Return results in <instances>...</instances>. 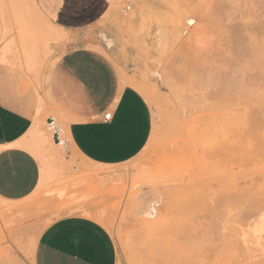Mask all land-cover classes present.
<instances>
[{
  "label": "rangeland",
  "instance_id": "rangeland-1",
  "mask_svg": "<svg viewBox=\"0 0 264 264\" xmlns=\"http://www.w3.org/2000/svg\"><path fill=\"white\" fill-rule=\"evenodd\" d=\"M117 2L118 6L115 11L116 19H112L111 21L104 20V22H102V25L111 23L115 29L114 40L104 38L105 42L109 43L107 45V47H109L106 51L117 68L122 83L133 86L148 103L152 115L150 138L137 157L125 164L110 168L106 176H110V178L117 177L118 175L122 176L123 182L122 185L120 184L121 193L119 190L121 196L118 194L113 200L110 199V203L107 200L108 202H100V204L98 203L99 205L95 202V196L93 197V194L90 193L92 191H90L88 187L75 189L72 186L74 182L81 181L82 178H84L85 165H88V162L79 158L67 144L59 147L54 146V153L56 152L55 156L62 160L65 167L63 176L60 180L61 182L58 181L59 183L55 182L49 184L48 188L35 192V194H30L31 196L29 195L24 199L13 201L14 204H11L12 201H10V204L4 205L1 204L0 201V264H31L34 255L32 256L30 253L35 249L31 246L34 247L37 242L34 244L31 240V243L28 244L30 245L29 249H32L31 252L29 251L28 253V251L25 250L27 248V241L33 239L34 237L32 236L34 234L35 238L33 241L36 239L38 240L40 237L37 238L38 234L41 235L54 221L64 217H81L80 215L82 214L79 213L76 215L69 214V216L67 213H63L61 209L68 203L72 208L77 207L87 211L93 210L97 213H101L105 210L104 212L107 217L105 216L104 218L109 219H106V222L108 220L107 225L108 223L109 225L107 227L106 224H103V228L105 226L108 228L106 231L109 233L115 245L120 264H157L158 262V264H164V262L165 264H186L188 259L190 261V258V264H199L197 263L199 261L200 263L202 261V264H204V262L207 264L208 260L214 257L215 254L213 255V253L216 252L217 257L221 255L218 254L220 253V251L218 252L220 247L217 245L223 243L219 239L222 237L221 235L225 233L226 230L227 232L229 231V228L226 229V224H224L225 220L228 218L227 215L229 214V218L232 216V206H230L231 202H229V198L233 199V193L234 198L239 196L241 190L236 194L235 192L237 190L234 191V189L238 187L237 185H227V183L225 185L224 182H220L221 185L217 182L213 184L215 182H209L205 177L202 178V174L198 177L199 174L196 175V170L204 172L205 168L212 167L222 169L225 168L228 163H231L229 165H232L231 167L236 170L239 167L236 166L237 164L233 166V159L232 162L230 159L224 162V160L222 161L220 158H218L220 160L213 157L207 158L210 152H214L215 149L218 148L215 146L219 145L222 136L220 132L216 131L210 133L207 137H202L199 128L204 124L202 119L206 117L205 114L215 115L216 120L218 119L217 123L219 124H221L219 119L222 123L224 120L225 122L226 120L231 122L232 120H230V118L232 119L234 114L237 115L239 112L241 115L243 114L242 111H246L243 108L245 107L244 104L250 105L247 103H253L256 101L255 98L257 100L260 99V97L257 98V96L263 95V89L258 91V88H264V79L258 78V73L260 74V72L264 71V54H260L259 56L260 51L264 53V48H262L264 45L262 42L263 35L259 31L260 29L257 28H259V24L264 25V13L262 12L264 10V1L117 0ZM211 3L214 5H211ZM156 5L158 8L155 7ZM160 6L161 10H159ZM165 6H167V8ZM127 8H129V10L126 11ZM214 8H217V10ZM175 9H177V11L180 9L179 13L176 15L173 13V11L177 12ZM214 10L215 12L219 10L222 11L218 12L220 13L218 14L215 13ZM168 12L171 16H167ZM259 13L261 14L263 22L261 20L258 21L260 18L256 17ZM215 14L218 16L220 15V17L218 18ZM222 14L225 17L229 16L228 19L224 18ZM110 15L111 13L107 16L109 17ZM189 15H192L190 18L194 19V24L198 25L199 32L197 33H200L199 35H201V33L203 34L200 36L201 42L199 44L193 43V38L192 40L189 39L183 42L190 34L189 31L188 35H184L182 40L177 38L181 35V33H178L180 31L179 29H182L178 18L184 16L188 18ZM210 15L211 18L213 16V19L209 17ZM255 17L257 18L256 20H254ZM229 19H232L230 20L231 22ZM222 21H225L227 27L222 25L224 24ZM240 25L242 28H239ZM161 26L166 28L170 27L172 30L171 37L166 43V52L163 55L158 53L156 47L157 41L155 38V30ZM232 27L236 28L233 29ZM193 28L194 27L191 29ZM237 30H239V32ZM241 30H243V32H241ZM244 30L250 33L247 32L246 34ZM253 30L255 36L259 37L260 34L262 36L257 38L252 33L253 38L251 39L254 43L259 44L258 46L256 45L257 47L263 45L260 47L262 49L260 51V48L256 50L255 45L253 46V43H249L251 40L246 41L248 39L245 37L248 38L247 35H250ZM256 30L258 31L255 32ZM134 33H136L135 36L133 35ZM234 40L238 41V43L236 41L233 42ZM242 43H245L243 49ZM252 48L256 51H251ZM245 50L246 52H244ZM234 51L235 54L237 52L240 53L236 54L239 57H235ZM250 51L251 53L253 52V54L249 53L251 56L248 54ZM257 51H259V53ZM209 55L211 57H209ZM257 56L259 57L257 58ZM252 57H254V59ZM173 58H176V61L180 58L181 62L179 60L178 62L182 63L185 61L186 64H188L186 65L185 62L180 64L174 61ZM237 58L238 60L243 59L244 62H242V60L238 61ZM246 59L250 61L247 62ZM236 60L238 61L237 63H242L237 64ZM232 63L238 65H233L235 69L239 67V65H244L243 67H245L247 71L242 67L241 69L243 75L246 76L247 79L243 81V83L241 82L242 78L240 80V75L238 78L236 77L238 75H235L233 82L238 80L239 83L236 82L235 85H233L234 91L232 88L231 90L228 89L229 92L228 90L226 91L225 88L221 89V87L222 84L226 85L228 82L224 80V75H227V73L232 70ZM190 64H193V66ZM256 65H258V67ZM260 67H262V69ZM191 69H193L194 72ZM233 70L231 72H233ZM239 73H241V71ZM260 77H263V74ZM220 89L225 90L220 91ZM220 92L223 94V99L222 96H220L222 95ZM218 96L220 98H218ZM229 96L231 100L227 98L228 101L225 104L234 102L236 106L239 104V107H235L234 104V108L232 107V111H230L234 114L231 116L229 112V114L226 112L225 114L231 117L226 119V116L222 121L220 116L222 117L226 108L227 111L228 108H230H224L225 105L223 101L227 100H224V97L226 98ZM189 99H191V101ZM199 100L206 103L205 107H203L204 109L212 106L213 110L203 112V109L200 107L204 105L201 103L200 105ZM193 102L199 108L196 107ZM195 108L197 109L195 110ZM235 108H240L241 111L236 109L238 111L235 113ZM202 113H204L203 117H200ZM225 114L223 116H225ZM240 115L237 117L235 116L237 119L235 118L236 120L233 121V124L235 122L237 125V128H234L236 129L235 131H239L237 129L242 130V126H244L242 125L244 124L242 121H246V119ZM187 116L188 118L186 119ZM215 117L213 116L214 119ZM244 117L247 118L248 116ZM239 118H243V120L240 119V121L237 122ZM47 120L48 119H45V124L43 125L46 129V124H49ZM238 123L242 126H238ZM224 124L223 126L228 123ZM230 126H232V123ZM230 126H225L226 130L229 128L231 129ZM207 129L209 128L207 127ZM234 132L232 135L234 137L236 136V141L242 138L237 135V132L236 134H234ZM227 134L229 135L228 131ZM233 136L231 137V141L234 139ZM244 136L245 135H243L244 139L249 137L248 134L246 137ZM235 139L233 141H235ZM244 139L242 142L244 146L247 142L252 141L251 139H249V141H244ZM54 144H58V142H54ZM243 145L241 146L243 147ZM235 163L236 162H234V164ZM237 163L239 162L237 161ZM254 167L253 164H251V166L249 164L245 168H248L247 170H253L255 169ZM125 168H129V172L125 173L123 171ZM200 171H197V173ZM60 188L61 193L59 194L57 189ZM107 188L110 189L111 187L109 186ZM228 188H231V191H229ZM89 193L92 196L89 195ZM87 194L91 197L87 198ZM227 194L231 197H228L229 195L227 196ZM224 199L228 201L226 202ZM0 200H2V198H0ZM233 204L235 205V201ZM227 206L231 207L230 210ZM223 207L224 209L227 207L225 211ZM109 210L110 213L108 212ZM19 213H23L22 219H19L21 218L18 215ZM83 218L86 219L87 217L84 216ZM219 219L221 221H219ZM87 220H92V222L95 223L99 222L96 218H87ZM98 224L101 225L102 223ZM214 248H218V250L216 251L215 249L214 252ZM207 251L208 254L210 252L211 256H207ZM203 252H205L206 255L201 254ZM164 253H167V257H164L166 256ZM28 254H30L31 257ZM200 254L201 258L205 255V257L207 256V259H209L207 260L205 258V261H203V257L200 260ZM181 257H183L184 263ZM166 258L169 259L166 260Z\"/></svg>",
  "mask_w": 264,
  "mask_h": 264
},
{
  "label": "crops",
  "instance_id": "crops-1",
  "mask_svg": "<svg viewBox=\"0 0 264 264\" xmlns=\"http://www.w3.org/2000/svg\"><path fill=\"white\" fill-rule=\"evenodd\" d=\"M34 1L47 22L63 33L58 41L39 45L37 59L26 65L9 24L1 38L0 21V49L10 46L8 50L19 51L22 59L18 67L14 55L8 54V63L0 64V198L9 201L26 198L38 185L39 163L22 146L30 138L38 96L49 114L47 122L55 117L63 126L68 147L97 165L113 167L133 160L152 130L148 103L133 86L122 83L106 51L104 38L114 40L115 29L102 22L116 19V12L107 16L113 0ZM107 113L111 119L105 122ZM34 264L120 263L106 229L73 216L54 221L42 232Z\"/></svg>",
  "mask_w": 264,
  "mask_h": 264
},
{
  "label": "bare ground",
  "instance_id": "bare-ground-1",
  "mask_svg": "<svg viewBox=\"0 0 264 264\" xmlns=\"http://www.w3.org/2000/svg\"><path fill=\"white\" fill-rule=\"evenodd\" d=\"M211 5H214V4L211 3ZM117 6H118L117 0H113L112 1V4H111V7H110V10L107 13L108 14L114 13L116 11V7ZM155 7L158 8L157 5ZM165 7L167 8V6H165ZM157 8H156V11H157ZM217 8H214V9L217 10ZM159 10H161V6H160V9ZM173 10H174V8H173ZM178 10L180 11V9H178ZM175 11H177V9H175ZM179 11H177V12H174L173 11V13L176 15V14L179 13ZM220 11H222V10H219L217 12H215V10H214L215 13H218ZM214 12H213V14H214ZM262 12L264 13V10ZM155 13H158V12H155ZM218 14H220V13H218ZM215 15H217V14H215ZM254 15H255V13H254ZM167 16H171L169 14V12H168V15ZM258 16H260V17H258ZM190 17H192V15H189L188 18H186L185 16L178 18L180 27L182 28V29H179V30L180 31L182 30V31L181 32L180 31L178 32V33H181V35H179L177 38H179V40H182L183 37H184V35H188V31H189L190 34L187 36V38L183 42H185V41H187L189 39L192 40V38H193L194 39L193 40L194 41L193 43L199 44L201 42L200 41V36H202L203 34L201 33V35H199L200 33L199 34L197 33V32H199L198 31V25L197 24H194L195 23L194 19H191ZM209 17L211 18V15ZM219 17H220V15L218 16V18ZM228 17L227 16L226 17L224 16V18H226V19H228ZM256 17L257 18H260L258 21H260V20L262 21L261 14L260 13ZM256 17L254 18V20L257 19ZM214 18H215V16H214ZM211 19H213V16H212ZM226 19H225V21H226ZM220 20H224V19H220ZM230 20H232V19H229V21ZM0 21H1V24L3 26L1 38H2V35H3L4 31H5L4 26H7L9 24L10 25V30L15 32L16 40H17V42L20 45L19 46V49H20V52H21L20 53L21 54L20 56H22L20 58H23V60H24V62H25L26 65L34 62L37 59V56H36L37 55V52H36V50L39 47V45L42 46V45H45L46 43H48L49 41H56V40L58 41V38H62V33H63L62 31H63V29L61 31V30H59L60 28H58V29L53 28L52 25H50L49 22H47V20L45 19V17H43L40 14V12L38 11L37 6H36L34 0H0ZM225 21L224 22L222 21L224 23L222 25H225ZM191 26L194 27L193 28L194 30L191 29L192 28ZM258 26H259V28H257V29H260L259 31L263 35V37H262L261 34H260L259 37H262L264 39V25H260L259 24ZM224 27H227V25H225ZM232 28L234 29L236 27H232ZM239 28H242L241 25H240ZM237 31L239 32V30H237ZM249 31H250V29H249ZM249 31H247V32H249ZM257 31L258 30H256L255 32H257ZM133 32H134V30H133ZM241 32H243V30H241ZM247 32H246V34H247ZM253 32H254V30L251 32L250 35H247L248 38L245 37L246 39H248L246 41H249V40H251L253 38L252 37V33ZM135 34L136 33H134L133 35L135 36ZM171 34H172V30L170 29V27L169 28L168 27L166 28V27L161 26V27H158L157 30H155V36H156L155 38H156V41H157L156 42V47H157L158 53H160L161 55L165 54V52H166V43H167L168 39L171 37ZM12 35L14 36L13 33H12ZM256 35H258V34H256ZM254 36H255V34H254ZM255 37L259 38L258 36H255ZM11 39H14V38H11ZM263 39H262V42H263V45H264V40ZM258 40H255V41H258ZM235 41L236 40H234L233 42H235ZM244 41H245V39H244ZM252 41L253 40H251L249 43H253V46L255 45V49L256 50H257V48H260V47L263 46V45L262 46L260 45V47H257L259 44H256V43H254V41L253 42ZM8 42H9V40H8ZM177 42H178V40H177ZM228 42H229V40H228ZM236 42L238 43V41H236ZM10 43H13L12 40L10 41ZM108 44L109 43L107 42L106 43V46ZM228 44H230V43H228ZM233 44H235V43H233ZM244 44L242 43V49H243V45ZM97 46L99 47V45H97ZM5 47L3 46L0 49V51L2 50L1 51L2 54L0 53V64H2V63L3 64H7L8 62H7L6 57H7L8 54H12L11 56L14 55V57H15L14 59L16 61H14V62H16L15 63L16 66L20 67L21 66V60L22 59L20 60L19 57H18V55H19V51L17 50L18 48L16 49V51H18V53H17L18 55H17L15 51H14V53L12 52V49L11 50H8V48H10V46L9 47L7 46L8 48L7 47L5 48ZM48 47H49V45H48ZM96 47H95V49H97ZM262 48H264V46ZM255 49L253 50V48H252L251 51L255 52L256 51ZM98 50H100V49H98ZM260 50H262V49L260 48L259 51ZM101 51L103 53V50L102 49H101ZM224 51H226V50H224ZM251 51L248 52V54L251 53ZM259 51H257V52L259 53ZM41 52H42V50H41ZM244 52H246V50ZM253 52L251 54H253ZM237 53H239V52H237ZM234 54H235V51H234ZM236 54H235V57H239ZM257 54H255V55H257ZM260 54L262 55L264 53L263 52L261 53V51H260L259 56H260ZM249 56H251V55L249 54ZM259 56H257V58ZM175 57H177V56H175ZM209 57H211V56L209 55ZM263 57H264V55H263ZM252 58L254 59V57H252ZM44 59L42 58V60H44ZM175 59H174V61H176ZM255 59H256V57H255ZM38 60H40V58ZM178 60L180 61V58L177 59L176 62H178ZM237 60H238V58H237ZM237 60H236V63L238 61H241V60H242V62H244L243 59L238 60V61ZM246 61H247V59H246ZM248 61H250V60L248 59ZM254 61H257V60H254ZM180 62H178V63H180ZM184 62H182L180 64H183ZM241 63H237V64H241ZM260 63H259V66H260ZM185 64H186V62H185ZM255 64H257V63H255ZM190 65L193 66V64H190ZM190 65H189V67H190ZM233 65L238 66V65L232 63V67H233ZM235 66L233 68L230 66L232 68V70L234 69L233 72H231L232 70H230V72L226 71L228 73H227V75H224V76H225V78L227 76V78L226 79L224 78V80H226V82L227 81L228 82L226 83V85L222 84L221 89L222 88H225L226 91H227L228 89L231 90V88H232V90H233L234 89L233 88V85H235L236 82L239 83L238 80L236 81V79H235L236 82H233V80L235 78V75H238V76H236L237 78L240 75V80L242 78V81L241 82L246 81L247 77L243 75L242 69H241V67L243 69H245V67H243L244 65L243 66L242 65L241 66L239 65V67H236V69H235ZM256 66L258 67V65H256ZM183 67H184V65H183ZM191 68H193V67H191ZM260 68L262 69V67H260ZM193 69H191V70H193ZM240 71H241V73H239ZM245 71H247V69H245ZM193 72H194V70H193ZM262 74H263V77H260V76H262ZM258 76H259L258 78L264 79V71L263 72H260V74L258 73ZM243 78H244V80H243ZM224 83H225V81H224ZM189 86H190V84H189ZM41 88H40V90H41ZM186 88H187V86H186ZM259 88H258V91L261 90V89H263V91H264V88H261V87H259ZM221 89H220V91L225 90V89H223V90H221ZM220 93L222 94V92H220ZM191 95H192V93H191ZM187 96H186V98H187ZM220 96H222V99H223V94L220 95ZM226 96H227V94H226ZM41 97H43V96H41ZM232 97H233V94H232ZM259 97H260V99L257 100L255 98L256 101H254L253 103H251V102L247 103V104H250V105L244 104L245 107H243V108L246 111H242L243 114H241V115L243 116L244 119H246V121L243 120V118H239L237 120V122H239L240 119L243 120V121L241 120L242 123H244V124L241 123L242 125H244V126L241 125L243 127V129L241 128L242 130L237 129L239 131H235L236 129H234V128L235 127L237 128V125L235 124V122L233 124V121H235L237 119L236 117L238 115H240L239 112H238L237 115L233 113L234 116L232 117V119L230 118L233 115L230 111H232L231 109H232V107H233V105L235 103L232 102L233 104L232 103L229 104V102H228V104H225L228 101L227 98H229V99L231 98L230 96L229 97H226V98L224 97V100L227 99V100L223 101V103L225 105V106L223 105L224 108H226V107H230V108H228V111H227V108H226L225 109L226 111H224L223 113L225 114L226 112L227 113L229 112L231 116H229L227 114H225V116H223L224 115L223 114L222 115L223 118L221 116H220V118H221V120L222 119L224 120L225 117L227 116L228 118L226 117V119H229L230 118V120H232V121L230 122V121L226 120V122H225V120L224 121L222 120L223 121V123H222L220 121V119H219V122L221 123V124H219V123H217L218 122L217 121L218 119L216 120L215 115L205 114L206 117H204L202 119V121L204 122V124H203V126H201V128H199L200 129L199 131H200L202 137H207V136L210 135V133L216 132V131L220 132L221 133L220 135L222 136L221 137L222 139L220 140L219 145L217 144L218 146H215V147H218V148H216L214 152H210L209 153V157H207L208 156L207 155L208 153H207L206 154L207 155L206 157L207 158H212L213 157V158H217V159L220 158L222 161L224 160V162H225V160L228 161L229 159H230L231 162L234 160L232 162L233 163V166H235L237 164L236 166H238L239 168H237V170H236L235 168L231 167L232 165H229L231 163H228V165L225 168H222V169L221 168H218L217 169V168L212 167V168H205L204 169L205 170L204 172L203 171H200V170H196V175L199 174L198 175V177H199L200 174H202L203 175L202 178L205 177V178L208 179L209 182H215L213 184H216V182L219 183V184H220V182L221 183L224 182L225 185H226V183H227V185L228 184H234V186L237 185L238 187H235V189H234V191L237 190L235 192L236 194L238 193V191L241 190V192H239V196H236L235 198L233 197L234 196V193H233L232 198L234 200L229 198V202H231V205L230 206H232V209H231V212L232 213L230 212L232 214V216L229 218V214H228L227 216H228L229 219L227 218V220H225V222L223 221L224 224H226V226L225 225H223V226H225L226 229L229 228V231H228L229 233L227 232V230L225 231V233H223V234L221 233L222 234L221 236L223 237V239H222L221 236H220L221 238H219V239L223 243L220 244V242H219L220 245H217L218 247H220L219 250H218V248H214L213 249L214 252H215V249H216V251L218 250V252L220 251V253H218V254H221V255H218V257H217V253L215 252V253H213V255L215 254L216 256L214 255V257L212 256L213 258H211L210 260H208L209 258L207 259V256L209 257L210 252H209V254H208V251L206 252V254H207L206 257H205V255H206L205 252L201 253V254H205V255L202 256V258L204 257L203 258L204 259L203 261H205V258L208 260L207 264L209 263V261H210L209 264H264V92H263V95L262 96H257V98H259ZM189 98H190V96H189ZM218 98H220V97L218 96ZM192 99H194V98H192ZM42 100L43 99L38 96V105L36 107V115H35V118H34L33 125H32V127L30 128V130L28 132L30 138L28 137L29 139H26V141H24L23 144H22V146L24 148H26L29 152H31V155L33 157H35V159H36L35 161L39 163V165H38V168L39 169L38 170L40 172V176H39L38 185H37L35 191H33L34 194H35V192H38V191L43 190L45 188H48L49 184H53L55 182L56 183H59L58 181L61 180V178L63 176V172L65 170V167H64V165L62 163V160L59 157L57 158L55 156V153L56 152L54 153V151H55L54 150V146L59 147V146H63V145H66L67 144L66 143L67 141H65L66 139L63 140V138H62V133H64L63 132V126L54 117V115H52L54 117L53 118V123L46 124L47 129L44 128L43 125L45 124V118L49 114L47 113V111H45V108L43 106ZM189 100L191 101V99H189ZM252 100H254V99H252ZM191 103H189V104H191ZM200 103L204 105V106L200 107V108L203 109V112L204 111L207 112L209 110H213V107L212 106H209V108L204 109L203 107H205V105H206V103L204 101H202V100L200 101L199 100V104ZM46 104H48V103H46ZM238 105L236 106V104H235V107H239ZM242 106H241V108H242ZM196 107H198V106L196 105ZM196 109L197 108H195V110ZM236 109H239L240 110V108H235V110ZM56 111H54V112H56ZM237 111L238 110H236V112L235 111L234 112L237 113ZM198 113H200V112H198ZM200 114H197V115H200ZM203 114L204 113H202V116H200V117H203ZM195 115H196V113H195ZM207 115H209V116H207ZM213 116L215 117V119L213 118ZM244 116H248V117L246 118ZM187 118H188V116L186 117V119ZM224 123L225 124L228 123L229 125L228 124L225 125ZM231 123H232V126H230ZM223 124L226 127L227 126L228 127L230 126L232 130L230 128L228 130H226V128H225V126H223ZM238 126H240V124ZM207 127L209 129H207ZM240 127H238V128H240ZM223 130H224V132H223ZM227 131H228L229 135L227 134ZM55 132H57V137L59 138L58 144H54V142L52 140L53 133H55ZM233 132H234V134H236V132H237L238 133L237 135L239 137H242V138H239L240 140L238 139L236 141V139H235L236 136L234 137L232 135ZM247 134L249 135L250 138L248 136L247 137L249 139H251L252 141L251 142H247L246 145L244 146L242 144L243 139H244L243 138V135H245L244 137H246ZM250 134H251L252 138H251ZM232 136L234 137L235 141H233L234 139H232V141H231V137ZM248 138L247 139H244V141H249ZM253 140H254V142H253ZM240 142H241V144H240ZM241 145H243V147ZM220 159H218V160H220ZM227 161H226V164H227ZM237 161L239 163H237ZM234 162H236V163L234 164ZM249 164H250V166H251V164H253V166H255L254 167L255 169H253V170H247L248 168H245V167L247 165H249ZM110 168H112V167H109V166H101V165H97V164L88 162V165H85L84 178H82L81 181L74 182L72 184V186L75 189L82 188V187H88V189H90V191H92V192H90V191L89 192L93 194V197L95 196L94 197V200H95V202L97 204L98 203L100 204V202H105V201L106 202L109 201V203H110V199L113 200L114 198H116L118 196L119 190L121 189L120 186L122 185V182H123L122 181V178H121L122 176H120V175H118L117 177L116 176L115 177H112V178H110V176H106V174L109 173ZM123 171L125 173L126 172H129V168H125ZM197 171H200L201 173L200 172L197 173ZM96 177H97V179H96ZM165 177H166V174H165ZM202 181H204V180H202ZM209 182H207V183H209ZM109 186L111 187L110 189L107 188ZM237 188H239V189H237ZM230 189H229V191H231ZM60 191H61V188L60 189H57V192H59V194L61 193ZM90 193H89V195H91ZM120 193H121V190H120ZM122 193H123V191H122ZM228 195L229 194H227V196ZM91 196H88V194H87L86 197L89 198ZM228 197H231V196L229 195ZM94 200H93V202H94ZM224 200L226 201V199H224ZM230 200H233V201H230ZM0 201H1V204H4V205L10 204V201L9 200H6L5 201L4 199H2ZM234 201H235V205L233 204ZM30 202H32V201H30ZM96 203H93V204H96ZM109 203H107V204H109ZM11 204H14L13 201H12ZM228 204H230V203H228ZM70 206L71 205H69V203L66 204V206L61 209V210H63V213L64 212H65V214L67 213L68 216H69V214L70 215L71 214H75L76 215L77 213H79V214H82V215H80L81 217H84L85 216V217H87L89 219L96 218L97 221H99V222H97V224L98 223H100V224L102 223L101 224L102 227L106 224V226L108 227L109 223L107 225V222H108L109 219L108 218H104L106 216L105 215V212H104L105 210L102 211L101 213L100 212L97 213V212H94L93 210L92 211H87L85 209H81V208H77V207H73L72 208ZM230 206L229 207L227 206L229 208V210L231 208ZM82 208H84V207H82ZM223 209H224V207H223ZM225 209H224V211H225ZM108 212L110 213V210ZM18 215H19V217H21L19 219H22L23 218V213H19ZM106 219H108L107 222H106ZM221 219H223V218H221ZM219 221H221V220L219 219ZM106 226L104 228L105 229H108V228H106ZM217 227H218V225H217ZM215 228H216V226H215ZM226 233H228V234H226ZM225 234H226V236H225ZM39 236H40V234H38L37 238ZM32 237L35 238V234ZM114 238H115V236H114ZM33 239H30V241H27L28 243L26 242L27 243L26 246H27L28 249L26 248V250L25 249L24 250L25 251H28V253H29V251L31 252V250H32V249L31 250L29 249V246L30 245H28L29 243H31V240H32V242H34V244H35V242H37V239L35 241H33ZM118 241H120V240H118ZM217 243H218V241H217ZM26 246H24V247H26ZM217 246H214V247H217ZM31 247L32 248H35V246L34 247L31 246ZM184 251H182V252H184ZM33 252L30 253L32 256L34 255ZM165 252H167V251H165ZM185 252H187V251H185ZM26 254H27V252H26ZM30 254H28V255L31 257ZM164 254H163V256H164ZM201 254L199 256L200 257V260L202 259L201 258ZM181 256H182V253H181ZM186 256H185V259H186ZM191 256H192V254H191ZM164 257H167V255L164 256ZM32 258H33V261H32L31 264H34V257H32ZM181 258L183 259V257H181ZM167 259H169V258H166V260ZM187 259H188V256H187ZM190 261H191V258H190ZM190 261L188 259V262L187 261L186 262L190 264ZM183 263H184V259H183ZM197 263L202 264V261H201V263H200V261L197 262ZM164 264H165V262H164ZM167 264H170V263H167ZM172 264H174V263H172ZM204 264H206V263L204 262Z\"/></svg>",
  "mask_w": 264,
  "mask_h": 264
},
{
  "label": "built area",
  "instance_id": "built-area-1",
  "mask_svg": "<svg viewBox=\"0 0 264 264\" xmlns=\"http://www.w3.org/2000/svg\"><path fill=\"white\" fill-rule=\"evenodd\" d=\"M129 10V8L126 9V11ZM111 119V113H107L104 115L103 120L105 122H108Z\"/></svg>",
  "mask_w": 264,
  "mask_h": 264
},
{
  "label": "water",
  "instance_id": "water-1",
  "mask_svg": "<svg viewBox=\"0 0 264 264\" xmlns=\"http://www.w3.org/2000/svg\"><path fill=\"white\" fill-rule=\"evenodd\" d=\"M48 123H52V121L49 120ZM53 140H54V142H58V137H57V135H54V136H53Z\"/></svg>",
  "mask_w": 264,
  "mask_h": 264
},
{
  "label": "snow or ice",
  "instance_id": "snow-or-ice-1",
  "mask_svg": "<svg viewBox=\"0 0 264 264\" xmlns=\"http://www.w3.org/2000/svg\"><path fill=\"white\" fill-rule=\"evenodd\" d=\"M191 22V21H190Z\"/></svg>",
  "mask_w": 264,
  "mask_h": 264
}]
</instances>
